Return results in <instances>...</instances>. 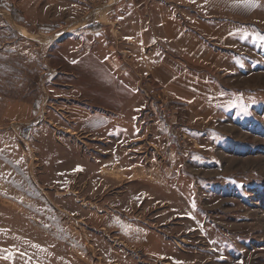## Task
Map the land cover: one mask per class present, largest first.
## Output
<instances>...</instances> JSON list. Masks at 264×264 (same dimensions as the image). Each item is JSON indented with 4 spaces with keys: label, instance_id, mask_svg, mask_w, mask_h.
<instances>
[{
    "label": "rangeland",
    "instance_id": "1",
    "mask_svg": "<svg viewBox=\"0 0 264 264\" xmlns=\"http://www.w3.org/2000/svg\"><path fill=\"white\" fill-rule=\"evenodd\" d=\"M174 21L219 55L202 118L138 68ZM0 264H264V0H0Z\"/></svg>",
    "mask_w": 264,
    "mask_h": 264
},
{
    "label": "crops",
    "instance_id": "2",
    "mask_svg": "<svg viewBox=\"0 0 264 264\" xmlns=\"http://www.w3.org/2000/svg\"><path fill=\"white\" fill-rule=\"evenodd\" d=\"M164 27L156 39L163 52H170L169 58L167 59L162 52L155 53L156 49L148 51L149 54L145 58L143 49L137 48L138 56L136 57L137 53L134 54L133 61H139L143 56L144 60L138 67L140 74L151 76L158 84L167 87L170 90L169 101L170 99L174 103L176 100L179 101L180 103L177 104L184 110L186 109L192 115H200L202 118L206 115V111L210 110L205 101L208 88L205 79L211 69L210 66L216 62L214 59L216 57L218 59L219 56L217 50L203 38L207 34V26L202 22L197 23L199 28L191 31L174 21L166 23ZM107 51L110 53L105 48V54L103 53L105 61H107ZM159 57L158 62L154 61V58ZM109 62L115 64L112 59H109ZM101 73L103 80H98L99 84L94 87L97 95L94 98H98L95 100L96 105H101L114 115H121L129 105L130 97L124 86L128 76L120 68H117L114 76L109 74L107 68L105 73L103 71ZM167 100L168 97H166Z\"/></svg>",
    "mask_w": 264,
    "mask_h": 264
},
{
    "label": "snow or ice",
    "instance_id": "3",
    "mask_svg": "<svg viewBox=\"0 0 264 264\" xmlns=\"http://www.w3.org/2000/svg\"><path fill=\"white\" fill-rule=\"evenodd\" d=\"M246 3L247 4H251V0H246Z\"/></svg>",
    "mask_w": 264,
    "mask_h": 264
}]
</instances>
